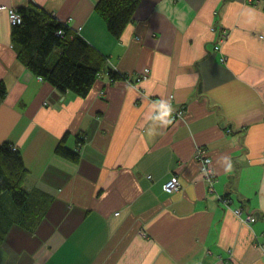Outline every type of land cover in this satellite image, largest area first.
Listing matches in <instances>:
<instances>
[{
    "label": "crops",
    "instance_id": "crops-1",
    "mask_svg": "<svg viewBox=\"0 0 264 264\" xmlns=\"http://www.w3.org/2000/svg\"><path fill=\"white\" fill-rule=\"evenodd\" d=\"M97 2L0 0V143L21 151L25 188L53 198L33 233L11 227L0 264H264V0H138L119 38ZM24 7L106 56L85 97L17 59L8 9ZM161 102L182 118L156 119ZM64 136L77 162L55 153Z\"/></svg>",
    "mask_w": 264,
    "mask_h": 264
},
{
    "label": "trees",
    "instance_id": "trees-1",
    "mask_svg": "<svg viewBox=\"0 0 264 264\" xmlns=\"http://www.w3.org/2000/svg\"><path fill=\"white\" fill-rule=\"evenodd\" d=\"M137 2L98 0L95 9L110 34L119 38L131 20ZM17 11L21 22L12 25L11 33L17 59L59 91L85 97L97 75L106 69V56L45 9L24 7ZM107 70L111 81L126 78L115 70ZM5 95L6 85L0 81V100ZM65 141L64 136L56 145L55 153L77 162L79 148L71 149ZM27 175L21 151L11 142L0 143V248L12 226L33 233L52 204L53 198L48 193L38 188H25Z\"/></svg>",
    "mask_w": 264,
    "mask_h": 264
},
{
    "label": "built area",
    "instance_id": "built-area-1",
    "mask_svg": "<svg viewBox=\"0 0 264 264\" xmlns=\"http://www.w3.org/2000/svg\"><path fill=\"white\" fill-rule=\"evenodd\" d=\"M0 9H5V7H0ZM8 17H9V21L12 25L14 24H18L21 22V16L20 14H18L16 11L12 10V9H8ZM60 33V32H58ZM227 36L226 31L221 30L219 37H218V41L217 43L214 45V49L218 50L219 49V43L225 39ZM147 74H148V70H144L139 76L136 77L135 81L139 82L143 79L147 78ZM184 114V109H177V110H173L170 112V116L172 119H181L182 116ZM227 131H230V129H227ZM196 158L198 159V162L200 163V171L202 174L203 179L208 183V185L211 187L214 181V177H213V171L210 167V158L206 155L203 154L202 149H198L196 151ZM181 188V182L178 179V177L176 176H171L170 179H168L166 181V183L163 185V189L165 192L167 193H173L178 191ZM234 213L237 216H240L241 211L239 209H235ZM250 214L247 213L245 215L244 218H242V220L244 222H249L250 221ZM143 235H145V233H143Z\"/></svg>",
    "mask_w": 264,
    "mask_h": 264
},
{
    "label": "clouds",
    "instance_id": "clouds-1",
    "mask_svg": "<svg viewBox=\"0 0 264 264\" xmlns=\"http://www.w3.org/2000/svg\"><path fill=\"white\" fill-rule=\"evenodd\" d=\"M160 115L156 117V119H163L164 117L169 116L170 112L172 111L169 104L166 102H161L160 105Z\"/></svg>",
    "mask_w": 264,
    "mask_h": 264
},
{
    "label": "rangeland",
    "instance_id": "rangeland-1",
    "mask_svg": "<svg viewBox=\"0 0 264 264\" xmlns=\"http://www.w3.org/2000/svg\"><path fill=\"white\" fill-rule=\"evenodd\" d=\"M32 253H34V252L31 251V252H30V255H31ZM28 257H30V256H28ZM28 257L23 256L22 258L26 259V258H28Z\"/></svg>",
    "mask_w": 264,
    "mask_h": 264
}]
</instances>
